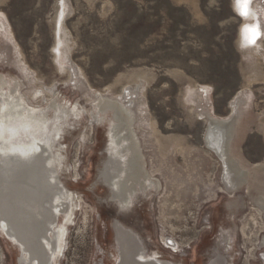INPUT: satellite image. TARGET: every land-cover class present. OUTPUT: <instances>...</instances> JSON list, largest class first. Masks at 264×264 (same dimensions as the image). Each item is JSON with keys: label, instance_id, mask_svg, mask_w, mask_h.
Here are the masks:
<instances>
[{"label": "rangeland", "instance_id": "1", "mask_svg": "<svg viewBox=\"0 0 264 264\" xmlns=\"http://www.w3.org/2000/svg\"><path fill=\"white\" fill-rule=\"evenodd\" d=\"M233 3L0 0V72L23 81L31 104H42L56 90L90 110L88 93L118 99L140 84L143 110L134 128L145 168L161 187L133 211L119 213L96 179L105 126L90 122L89 111L80 114L66 152V185L80 204L59 264H117L115 219L139 235L147 256L157 253L162 262L209 264L221 254L226 264H264V216L255 204L264 192L247 191L246 183L233 198L225 191L221 163L204 143L206 120L191 93L198 89L201 105L226 118L245 90L235 150L245 166H264V0L247 3L256 15L246 20L256 18L263 27L249 49L237 39L241 22ZM258 175L264 184V169ZM17 257L0 234V264H18Z\"/></svg>", "mask_w": 264, "mask_h": 264}, {"label": "bare ground", "instance_id": "2", "mask_svg": "<svg viewBox=\"0 0 264 264\" xmlns=\"http://www.w3.org/2000/svg\"><path fill=\"white\" fill-rule=\"evenodd\" d=\"M233 2L242 19L256 15L254 6H247L250 0ZM262 30L263 27L243 21L238 36L242 32L254 45ZM139 85L128 90L123 88L118 99L102 92L88 93L92 102L90 110L77 102H69L56 90L42 104L33 105L22 91L23 81L8 72H0V234L18 251V264L60 262L67 228L80 204L78 196L66 185L68 135L80 114L89 111L90 122L105 126L104 157L96 179L107 188V199L119 213L133 211L137 201L159 190V180L145 168L146 160L134 128L143 110ZM191 93L196 97L198 114L206 120V126L215 128L213 135L206 137V145L221 163L225 191L233 198L237 188L246 183L247 191L259 187V193L264 192L258 175L264 166H245L235 150L237 115L243 111L247 92L241 90L235 96L230 105L231 114L226 118L212 116L210 109L201 105L198 89ZM142 136L146 137V133ZM255 204L264 216V198L255 200ZM233 205L230 199L227 210ZM112 227L121 253L117 264H124L122 254L144 259L142 262L177 264L162 262L157 253L147 256L139 235L119 220L115 219ZM222 237L220 243L224 241ZM209 264L226 262L217 254Z\"/></svg>", "mask_w": 264, "mask_h": 264}, {"label": "water", "instance_id": "3", "mask_svg": "<svg viewBox=\"0 0 264 264\" xmlns=\"http://www.w3.org/2000/svg\"><path fill=\"white\" fill-rule=\"evenodd\" d=\"M214 129L212 130V128L210 126H208V124L205 127V131H204V134H203V140H204L205 145H206V139H207L206 137L208 135L212 136L213 135L212 134V131H214ZM207 148H208V146H207ZM120 248H121V246H120ZM122 259L124 260V264H137L139 261L140 262L138 264H152V263L153 264H158V263H154L153 261H152V263L150 261H148V262H141L143 260H138V259L134 258L133 256L127 255V254H122Z\"/></svg>", "mask_w": 264, "mask_h": 264}, {"label": "clouds", "instance_id": "4", "mask_svg": "<svg viewBox=\"0 0 264 264\" xmlns=\"http://www.w3.org/2000/svg\"><path fill=\"white\" fill-rule=\"evenodd\" d=\"M237 11H238V10H237ZM237 13L239 14V16H240V18H241L240 12L238 11ZM247 16H248V15H246V17L243 18V19L241 18L242 21H245V23H251V25L256 24V25H258V26H260V27L262 26V25H260L261 22H259V21L256 20V19H255V22L247 21V20H246ZM242 24H243V23H242ZM242 24L240 25V29L242 28ZM237 39H238V41L241 42V43H247V49H249V45H252L251 43L248 42V40H247L245 37H243V33H242V32H240V35H239V37H237ZM243 52H246V50H244Z\"/></svg>", "mask_w": 264, "mask_h": 264}]
</instances>
